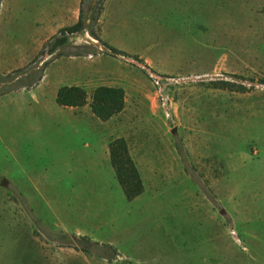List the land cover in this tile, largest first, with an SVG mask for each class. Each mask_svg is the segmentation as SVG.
Instances as JSON below:
<instances>
[{"label": "rangeland", "instance_id": "obj_1", "mask_svg": "<svg viewBox=\"0 0 264 264\" xmlns=\"http://www.w3.org/2000/svg\"><path fill=\"white\" fill-rule=\"evenodd\" d=\"M81 12L88 30L49 56ZM63 86L88 104L59 106ZM99 86L126 93L105 122ZM118 138L144 185L133 201ZM3 179L38 237L77 239L94 264H264V0H0Z\"/></svg>", "mask_w": 264, "mask_h": 264}, {"label": "trees", "instance_id": "obj_2", "mask_svg": "<svg viewBox=\"0 0 264 264\" xmlns=\"http://www.w3.org/2000/svg\"><path fill=\"white\" fill-rule=\"evenodd\" d=\"M103 4L94 9L93 22H97L102 13ZM84 14L81 12L79 20L76 24L60 29L59 34L47 43L49 56L54 55L57 51L68 46L70 38L74 35L81 34L88 30ZM93 38L100 41L95 31H89ZM114 54H121L118 50L109 47ZM22 83V82H21ZM222 84V83H221ZM26 83H22L21 87H26ZM56 102L59 106L69 108H82L88 104V93L80 86H63L58 90ZM126 106V93L121 87L99 86L91 97L90 108L92 113L101 121H108L111 118L121 114ZM110 160L115 170L117 180L122 187L124 194L129 201H133L144 192L143 181L140 172L130 155L129 146L124 138H118L110 143ZM1 181V180H0ZM12 195V193H11ZM17 202L19 200L12 195ZM20 203V202H19ZM21 204V203H20ZM24 207V206H23ZM28 213V212H27ZM36 235L38 232L35 230ZM39 236V235H38ZM76 244L61 245L64 247H72L88 254V249ZM79 242L90 244L91 241L87 237L79 238ZM57 243L58 241H49Z\"/></svg>", "mask_w": 264, "mask_h": 264}, {"label": "crops", "instance_id": "obj_3", "mask_svg": "<svg viewBox=\"0 0 264 264\" xmlns=\"http://www.w3.org/2000/svg\"><path fill=\"white\" fill-rule=\"evenodd\" d=\"M35 230L23 207L0 186V264H94L84 252L43 240Z\"/></svg>", "mask_w": 264, "mask_h": 264}, {"label": "water", "instance_id": "obj_4", "mask_svg": "<svg viewBox=\"0 0 264 264\" xmlns=\"http://www.w3.org/2000/svg\"><path fill=\"white\" fill-rule=\"evenodd\" d=\"M2 187H9V182L6 179L1 180V184ZM223 213V212H222Z\"/></svg>", "mask_w": 264, "mask_h": 264}]
</instances>
